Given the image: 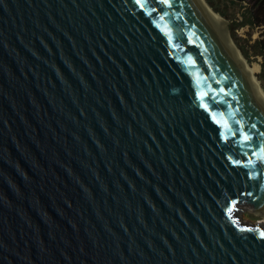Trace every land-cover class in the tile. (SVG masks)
I'll use <instances>...</instances> for the list:
<instances>
[{
    "label": "water",
    "instance_id": "obj_1",
    "mask_svg": "<svg viewBox=\"0 0 264 264\" xmlns=\"http://www.w3.org/2000/svg\"><path fill=\"white\" fill-rule=\"evenodd\" d=\"M170 3L0 0V264H264V110Z\"/></svg>",
    "mask_w": 264,
    "mask_h": 264
},
{
    "label": "rangeland",
    "instance_id": "obj_2",
    "mask_svg": "<svg viewBox=\"0 0 264 264\" xmlns=\"http://www.w3.org/2000/svg\"><path fill=\"white\" fill-rule=\"evenodd\" d=\"M220 5H222V3H220ZM245 6L246 3L227 2L226 6H222V10H224V12L226 13V17L222 16V18L227 21L228 28L229 25H231L232 29L229 28V34L232 42L241 54L242 58L248 64L257 66L255 76L264 91V78L261 77L260 67L261 56L256 54V48L254 47L256 40L261 37L260 33L264 28L262 29L258 26L243 23L242 13L245 10ZM242 50L247 53L248 58L245 57ZM238 214L239 219L242 221L250 223L260 222L262 225H264V215L256 212L248 205H243L241 207V210L238 211Z\"/></svg>",
    "mask_w": 264,
    "mask_h": 264
},
{
    "label": "trees",
    "instance_id": "obj_3",
    "mask_svg": "<svg viewBox=\"0 0 264 264\" xmlns=\"http://www.w3.org/2000/svg\"><path fill=\"white\" fill-rule=\"evenodd\" d=\"M211 8L219 13L221 16L226 17V13L222 10V6L229 3H246L245 10L242 13L243 23L264 28V0H206ZM222 3V5H220ZM229 28L232 29L231 25ZM261 37L258 38L254 44L256 54L261 56V77L264 78V29L261 31ZM243 51V50H242ZM245 57L248 58L247 53L243 51Z\"/></svg>",
    "mask_w": 264,
    "mask_h": 264
},
{
    "label": "bare ground",
    "instance_id": "obj_4",
    "mask_svg": "<svg viewBox=\"0 0 264 264\" xmlns=\"http://www.w3.org/2000/svg\"><path fill=\"white\" fill-rule=\"evenodd\" d=\"M197 2L201 5L204 11L211 16V18L215 22L223 23V18L217 13H214L206 4L205 0H197ZM226 49L228 50L235 64L238 66L239 70L241 71L242 75L244 76L245 80L247 81L248 85L250 86L251 90L253 91L254 95L256 96L257 100L259 101L264 110V91L255 76L257 66L248 64L242 58L236 46L232 42L231 38H227L226 40Z\"/></svg>",
    "mask_w": 264,
    "mask_h": 264
},
{
    "label": "snow or ice",
    "instance_id": "obj_5",
    "mask_svg": "<svg viewBox=\"0 0 264 264\" xmlns=\"http://www.w3.org/2000/svg\"><path fill=\"white\" fill-rule=\"evenodd\" d=\"M159 2L161 4H165L167 5L168 7H171V3H170V0H159ZM137 3H141V0H137ZM141 7H144V4H141ZM261 136H264V133H260ZM251 139V137L246 133L244 135V141L245 143H247L249 140ZM249 164H252V161H249L248 162ZM233 209H229V211L231 212ZM261 238H264V233H261Z\"/></svg>",
    "mask_w": 264,
    "mask_h": 264
}]
</instances>
